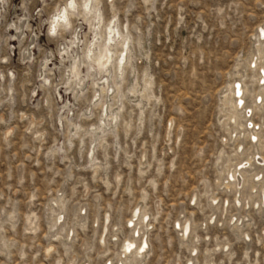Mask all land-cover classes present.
I'll use <instances>...</instances> for the list:
<instances>
[{"label": "rangeland", "instance_id": "374dc122", "mask_svg": "<svg viewBox=\"0 0 264 264\" xmlns=\"http://www.w3.org/2000/svg\"><path fill=\"white\" fill-rule=\"evenodd\" d=\"M85 3L0 0V264H264V0Z\"/></svg>", "mask_w": 264, "mask_h": 264}, {"label": "bare ground", "instance_id": "6f19581e", "mask_svg": "<svg viewBox=\"0 0 264 264\" xmlns=\"http://www.w3.org/2000/svg\"><path fill=\"white\" fill-rule=\"evenodd\" d=\"M92 3H93V0H86V3H85V10H92ZM69 8L71 9V10H75L76 9V7H75V1H72L71 2V4L70 5H68V6H65L64 7V9H62V10H59L58 12H57V14L55 15V17H54V19H53V21H52V23H51V31H52V33H54V34H56L57 32H58V29H59V27L61 26V25H63V26H65V28H70L71 27V21H70V15H69ZM86 12H89V11H86ZM91 13V12H90ZM97 19H99V18H97ZM101 25V23H99V24H95L94 26H95V33H94V35H95V40L96 39H99V35H97V30H98V28H99V26ZM117 25L116 24H110V26H109V36H108V38H107V40H106V43L104 44V46H103V49L101 50V52L98 54V61H99V69H98V71L96 72V76L97 77H100L99 79L101 80L102 79V77H105L104 79H102L101 81H103L104 83H106L105 85L106 86H109L110 85V83H109V81H110V76H111V74H112V68H113V66L115 65L114 64V59H115V55L117 54L116 53V51H115V46H116V44H117V42H118V39H119V37H121L122 35H120V33L119 32H117ZM262 32V34H261V36L260 37H263L264 38V30L263 31H261ZM76 38H75V40L73 39V42L72 43H76L77 41L79 42V35H78V31L76 30ZM101 38V37H100ZM126 38V42H128V40L127 39H129L128 37H125ZM123 40H124V37H123ZM119 41H120V39H119ZM261 42H263V41H261ZM123 43V42H122ZM99 45V44H98ZM97 44H95L94 42L92 43V45L89 47V49H88V54H87V56L90 58V60H93L94 59V57H95V48L98 46ZM119 45H120V43H119ZM117 46H118V44H117ZM125 46V45H124ZM66 45H62V48H61V51H65L66 50ZM122 51V50H121ZM125 51V50H124ZM124 51H122L121 52V54H120V57L117 59V61H116V69H117V71H121L120 73H123V71H124V65L126 64V57H127V59H128V56H126L125 54H124ZM128 51V50H127ZM126 51V52H127ZM28 52H30V50L28 49ZM118 52H120V51H118ZM125 52V53H126ZM129 53V52H128ZM119 55V54H118ZM117 55V56H118ZM129 55V54H128ZM116 56V57H117ZM124 62H125V64H124ZM264 64V63H263ZM82 67H83V61H82V59H81V57H80V55L79 56H77V58L75 59V66H74V69H73V71L71 72V74H73L74 76H75V78H76V82L77 83H79V84H81V83H83V81H84V78H83V76H82V74H83V71H82ZM261 67V66H260ZM90 68H92V70H94V67H92V66H89V69ZM263 69V68H262ZM91 70V71H92ZM261 78V77H260ZM263 79V78H262ZM261 79V80H262ZM99 81V80H98ZM102 82V83H103ZM260 83V82H259ZM103 87H104V85H103ZM102 87V88H103ZM235 87V86H234ZM234 87H232L231 88V90L229 91L230 92V95H233L234 94V96L233 97H235V98H239V100H240V104H239V106L238 107H240L241 106V104L242 103H244L243 101V99H244V97H243V95H244V93H243V90H242V88H241V85H239L237 88H235V90H233V88ZM110 89V88H109ZM104 90V89H103ZM106 90V89H105ZM78 91H79V87L77 86L76 88H75V91H74V95L76 96V94H78ZM263 91V90H262ZM245 92V91H244ZM246 94V93H245ZM264 94V93H263ZM262 95V94H261ZM237 96V97H236ZM245 96V95H244ZM264 96V95H263ZM263 96H261V98L263 97ZM226 98V100H225V102L223 103L224 104V106H228V105H231V104H233V100L232 99H230L231 98V96H230V98H229V95L227 94V96L225 97ZM237 101H238V99H236ZM236 101V102H237ZM257 101V100H256ZM262 101H264V99L262 100ZM246 102V101H245ZM262 103H264V102H262ZM222 104V105H223ZM235 104V103H234ZM233 104V105H234ZM257 105V104H256ZM256 105H254V106H256ZM253 106V105H252ZM259 107V106H258ZM244 109H245V106L243 107ZM252 108V107H251ZM255 108H257V106L255 107ZM254 108V109H255ZM241 109V108H240ZM261 109V108H260ZM108 110V109H107ZM242 110V109H241ZM247 110V109H246ZM253 112V111H252ZM106 113L108 114V111H106ZM106 115V114H105ZM109 115V114H108ZM107 116V115H106ZM108 117V116H107ZM109 117H111L110 115H109ZM233 120H235V123L237 124V126L238 127H242L243 126V124H241V120H240V117H238L236 114H234L233 115ZM101 120L102 121H105L106 119L105 118H101ZM113 120H115V121H117L118 120V117H114V119ZM246 123V122H245ZM252 125H254L253 124V122H252ZM251 126V125H250ZM244 127V126H243ZM257 127V126H256ZM254 129V128H253ZM257 129H259V127L257 128ZM244 130V129H243ZM256 130V129H255ZM257 131V130H256ZM260 132V131H259ZM254 133V132H253ZM252 133V135H254ZM260 135V133H258L257 134V137ZM250 136V135H249ZM256 137V136H255ZM253 139H254V137H253ZM259 140V139H258ZM260 141H261V139H260ZM259 142V141H258ZM264 158V157H263ZM262 158V160H264ZM248 162H250V161H248ZM260 162H262V161H260ZM242 164V163H241ZM264 164V163H263ZM248 165H249V163H248ZM247 165V166H248ZM245 167V166H244ZM242 171V170H241ZM239 172V171H238ZM234 173H235V171H234ZM244 174H245V172H243ZM236 174V173H235ZM243 174V175H244ZM238 175V174H237ZM257 176V175H256ZM235 177V176H234ZM258 177H259V174H258ZM227 178V177H226ZM238 178V177H237ZM256 178V177H255ZM235 180V179H234ZM234 180H232V181H234ZM243 180V179H242ZM236 183L237 182H239L238 180L237 181H235ZM244 182V181H243ZM234 184V183H233ZM239 184V183H238ZM241 185V184H240ZM230 187H231V185H229ZM237 187V186H236ZM263 201H264V199H262ZM139 212V211H138ZM137 212V213H138ZM137 216H138V214H137ZM136 218V217H135ZM192 226V225H191ZM190 225L189 226H186V228H185V230H183L184 232V236H187L188 234H190L189 232H190ZM192 231V230H191ZM189 236V235H188ZM128 241V240H127ZM136 242V241H135ZM134 241H129L125 246H124V253L125 254H129L130 255V253L132 252V250L134 249V247H135V245H136V243H135ZM148 243V242H147ZM146 242H144V243H140V244H142L140 247H139V250H138V256L139 255H141L142 256V254H144V252H145V250H146V248H147V244ZM136 247H138L137 245H136ZM135 250H137V249H135ZM135 253V252H134ZM131 254H133V253H131Z\"/></svg>", "mask_w": 264, "mask_h": 264}]
</instances>
